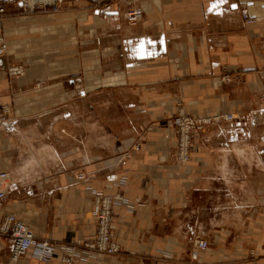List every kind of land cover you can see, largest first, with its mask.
I'll return each mask as SVG.
<instances>
[{
	"label": "crops",
	"instance_id": "1",
	"mask_svg": "<svg viewBox=\"0 0 264 264\" xmlns=\"http://www.w3.org/2000/svg\"><path fill=\"white\" fill-rule=\"evenodd\" d=\"M94 1L56 0L55 10L23 15L18 0H0V169L9 175L0 221L13 212L56 245L48 261L28 251L16 261L2 253L0 264H66L64 256L70 264H264V186L245 172L264 142L235 133L194 144L218 171L202 177L175 162L167 123L182 107L239 111L264 129V0H141L135 25L122 8L103 19ZM243 1L262 3L251 24L239 16ZM12 64L23 74L10 76ZM96 192L120 194L113 255L83 246L95 227ZM206 209L215 246L193 262L184 248L210 236L200 218Z\"/></svg>",
	"mask_w": 264,
	"mask_h": 264
},
{
	"label": "built area",
	"instance_id": "2",
	"mask_svg": "<svg viewBox=\"0 0 264 264\" xmlns=\"http://www.w3.org/2000/svg\"><path fill=\"white\" fill-rule=\"evenodd\" d=\"M20 7L25 12H33L35 9L44 8L46 6L56 9V0H18ZM101 12L103 19H107L110 13L116 10L110 5L94 7ZM4 6L0 4V17L4 13ZM242 17L250 19L252 16L247 11V6L241 8ZM143 9L141 6H134L127 10L125 18L130 25H135L142 20ZM6 42L0 33V56L7 51ZM10 76L21 75L24 72L23 66L12 64L7 68ZM264 107V101H263ZM264 109V108H263ZM224 120H234V113H227L221 116ZM220 117H216L219 120ZM206 121L198 119L180 111L174 117L173 124L176 127L178 141L176 143V156L181 162H185L189 158V135L195 123ZM133 149H138L139 144H133ZM9 175L6 170L0 169V198L6 193V181ZM120 198L119 193L96 192L94 194L93 214L95 218V227L93 233L86 237L83 246L88 250L98 251L108 255L116 254L120 251L119 244L112 239L111 223L113 219V206L116 199ZM0 234L5 237V244L0 248V255L5 254L9 261H16L28 251L32 256L41 261H48L56 251V245L52 241L36 236L31 227L13 212L3 214L0 221ZM207 241L204 239H195L190 250V257L193 260L200 258V253L206 249ZM66 264L71 263V256L62 258ZM213 264V263H206Z\"/></svg>",
	"mask_w": 264,
	"mask_h": 264
},
{
	"label": "rangeland",
	"instance_id": "3",
	"mask_svg": "<svg viewBox=\"0 0 264 264\" xmlns=\"http://www.w3.org/2000/svg\"><path fill=\"white\" fill-rule=\"evenodd\" d=\"M140 1L141 0H95L90 5V9L92 10V9H94V7H99V6H104V5H110L111 7L117 8V9L122 8L124 10L123 11L124 12V20L126 21L127 24H129L125 18V13L131 7L141 6ZM0 4H2V3H0ZM246 4H247V2L243 1L242 5L239 8V16L241 17L244 24H251L256 19L253 15H251L252 17L250 19H245L242 17L241 8L246 6ZM261 4L262 3H260V2H251V4L247 6L248 12L250 14H253V12H255L257 5H261ZM16 10H17L16 12L18 14H23V15L29 14L30 15V14H34V13H38V12L50 11V10H55V9H52V7H50V6H46L44 8L35 9L33 12H25L22 10L21 7L16 8ZM222 79L226 82L233 80L229 75H223ZM257 99H258V101H260L263 104L264 88L259 91V96ZM254 105H256V103H254ZM180 111H182L183 113L188 114L192 117H196V118L201 119V120L202 119L206 120V121H201V122L195 123L194 128L191 129L190 135H189V145H190L189 158L185 162L179 161L177 159V156H176V143L178 141V135L176 133V127L173 124V120H174V117L177 116ZM227 113H234L237 118L234 120H224L221 116L225 115ZM242 115L243 114L239 111H221V110H216V111H213L210 113L198 115V114L189 113L185 109H183L182 107H178L173 112V114L170 116V118L167 121V123H169L175 131V148L173 151L175 162L184 163L183 166L186 165V167H188L186 169V172L192 173V175L198 174L199 176L204 177L209 173L218 172V171L215 170L214 161L210 160V158L208 157L209 151L202 150V149L201 150L200 149L193 150L192 147L194 144H196V143H198L199 145H207V143L218 144V143H221L224 141H233V140L237 139L238 137L239 138L245 137L254 143L264 142V129H256V127L252 129L251 128L252 126H256V125H254L255 121L253 122V124H251L249 122L248 117H245ZM216 117H220L219 120H217ZM235 120L241 121L242 122L241 125L243 126V128L216 129L217 127L224 125L229 121H235ZM220 132H221V134H220ZM222 133H224V134H222ZM235 133H236V135H238V137L237 136L235 137ZM231 135L234 137L231 138ZM259 147H261L260 150H256L255 152L259 155L260 161L259 162L254 161V162H250V164H247V166L245 168V172L248 173V175L255 178L253 183H255L257 185H263L264 186V146L261 145ZM194 155L196 156V158L193 157ZM212 164L214 166H212ZM216 169H217V167H216ZM199 198L200 197H198L197 199H199ZM207 198L208 197H206V199ZM191 200H192V198H191ZM263 201H264V199H263ZM213 216L214 215H211V220L214 218ZM200 218H201V222L203 223L204 232L210 234V236L197 238V239H204L207 241V247H206V249L203 250V251H205V250H208L210 247L213 248L215 246L213 240H211V238H214L212 236L215 233V231L210 229V227L208 226L210 214L207 212V209L205 210V212H202L200 214ZM216 221L217 222L222 221L221 215H217ZM194 240H193V242H194ZM193 242L191 243L190 246L184 248L187 250L189 257H190V250H191V247L193 245ZM203 251L200 253V256L202 255ZM252 252L254 254L251 257L256 256L255 251L253 250ZM189 259H191V257ZM191 261L197 262L199 260L191 259ZM199 263L200 264H206V263L216 264L214 261H212L208 258H205V259L203 258V260H200Z\"/></svg>",
	"mask_w": 264,
	"mask_h": 264
},
{
	"label": "bare ground",
	"instance_id": "4",
	"mask_svg": "<svg viewBox=\"0 0 264 264\" xmlns=\"http://www.w3.org/2000/svg\"><path fill=\"white\" fill-rule=\"evenodd\" d=\"M247 11H248V9H247ZM7 49V48H6ZM9 181V179H7V181L6 182H8Z\"/></svg>",
	"mask_w": 264,
	"mask_h": 264
},
{
	"label": "snow or ice",
	"instance_id": "5",
	"mask_svg": "<svg viewBox=\"0 0 264 264\" xmlns=\"http://www.w3.org/2000/svg\"><path fill=\"white\" fill-rule=\"evenodd\" d=\"M221 2H223V0H221Z\"/></svg>",
	"mask_w": 264,
	"mask_h": 264
}]
</instances>
